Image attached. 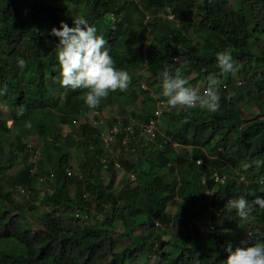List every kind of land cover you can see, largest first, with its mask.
Wrapping results in <instances>:
<instances>
[{
  "label": "trees",
  "instance_id": "1",
  "mask_svg": "<svg viewBox=\"0 0 264 264\" xmlns=\"http://www.w3.org/2000/svg\"><path fill=\"white\" fill-rule=\"evenodd\" d=\"M228 3L0 0V87L7 86L3 96L13 106L11 116L0 112V239L14 237L25 245L21 252L0 251V264H224L229 248L243 246L257 230L264 233V208L241 219L225 207L239 196L250 204L264 197V167L254 164L264 160V0ZM74 17L96 27L108 40L116 67L132 76L126 91H110L98 108L84 103L85 91L59 83V38L51 30L61 21L73 26ZM130 39L141 44L150 39L144 57L129 48ZM225 49L234 61L229 73H221L216 63V53ZM18 57L27 61L24 69ZM180 64L187 65L192 87H207L211 74L219 77L220 110L193 109L185 123V112L170 108L162 115L167 125L161 120L154 141L130 136L124 144L119 138L113 151L105 152L104 127L94 125L91 112L108 109L111 98L136 104L143 91L142 114L113 115L109 122L147 121L155 95L164 98L161 71ZM143 70L151 77L148 84H140ZM229 92L232 99L226 98ZM249 100L259 112L245 110ZM21 105L25 112L18 116ZM27 121L42 136L36 146L43 156L35 162L24 141ZM14 152H24L23 168L10 175ZM116 161L130 179L117 188L122 170ZM212 170L226 181L215 182ZM41 175L45 182L39 181ZM39 183H48L45 190ZM126 238L131 244L119 253Z\"/></svg>",
  "mask_w": 264,
  "mask_h": 264
},
{
  "label": "clouds",
  "instance_id": "2",
  "mask_svg": "<svg viewBox=\"0 0 264 264\" xmlns=\"http://www.w3.org/2000/svg\"><path fill=\"white\" fill-rule=\"evenodd\" d=\"M51 34L59 38L56 53L60 65V85L74 91H85L83 99L89 108H98L110 91L127 90L132 81L131 74L116 67V61L110 55L108 40L97 34L96 27L90 25L84 17H74L73 26L61 21L60 27H53ZM216 63L221 73L233 71L231 50L217 52ZM17 65L24 69L27 61L18 57ZM186 67L185 64H180L174 69L166 67L160 73L162 95L169 107L180 108L185 112V123L190 120L193 109L217 113L221 108L222 99L219 91L221 81L217 75H209L207 87L201 91L190 86L185 75ZM6 92V85L0 87V95ZM233 96L234 93L229 92L226 98L232 99ZM24 112L25 108L19 106L17 115L22 116ZM31 126V121L25 123V127ZM254 164L257 168L264 167V160L258 159ZM24 194L21 192V195ZM225 207L229 211L234 210L241 219H247L256 207L264 208V197L257 196L250 204L245 196H239L228 200ZM254 236L255 238L248 236L242 241L243 246H237L234 250L229 248L224 264H264V233L257 230Z\"/></svg>",
  "mask_w": 264,
  "mask_h": 264
},
{
  "label": "rangeland",
  "instance_id": "3",
  "mask_svg": "<svg viewBox=\"0 0 264 264\" xmlns=\"http://www.w3.org/2000/svg\"><path fill=\"white\" fill-rule=\"evenodd\" d=\"M228 1H229L228 4L230 5V4H233L236 0H228ZM59 4H61V3H59ZM149 44H150V39L148 41H146L145 44H141L140 42H138L136 40H132V39H130L128 42L129 48L132 49L138 55H141L142 57L145 56L146 48L148 47ZM142 73L145 75V78H144V80L140 81V84H143V83L148 84V82L151 81L150 75L148 74V72L146 70H143ZM52 83H53L52 88L58 90L60 87L59 84L54 85V81H52ZM205 87L206 86L203 83H201L197 88L200 89L201 91H203L205 89ZM141 89H144V88L141 86ZM139 93H140V99L137 101L136 104H129V102H127V101L114 103L113 102L114 99H112V98H111L112 100L107 99V101H106V106H108L107 112L111 116V118L113 115L114 116L115 115L116 116H125V115L128 116V115H131V113L133 111L137 112L138 114H142V112H143L142 100L145 98L144 97L145 94L143 93V91H139ZM151 93H152V91H151ZM130 103H133V101ZM244 105L246 106V108L244 106H243V108H245V110L248 109L253 114L260 111L259 105L254 103V101H252V100L247 101ZM12 109H13V106L12 105L10 106L9 99H7L3 95H0V112H1V114H3L4 116H7V117L11 116V110ZM144 112H146V110H144ZM161 120H162L163 127L166 126L168 121H166L162 118H161ZM12 123H13V120H10L9 124L11 125ZM23 123H24L23 121H20L17 123V126H19V125L21 126ZM68 128L65 127V130H67ZM73 129H76V126H74ZM68 130H70V128ZM40 135L41 134L37 131V129L30 127V129L28 130V135L24 138V141L28 142V143L29 142H35L36 143L38 140H42V136H40ZM65 147L67 149H69L72 154L76 153L75 147L73 144L72 145L66 144ZM23 156H24V152H16L14 154V157L12 159L14 162V167L10 170V172H9L10 175H14L15 173H17L19 170H21L23 168V163H22V159H21V157L23 158ZM75 166H77V165L75 164ZM75 170H77V168H75ZM108 177H110V176H108ZM108 177H106L105 180H108L109 179ZM128 180H130L128 177V173L125 170L119 171L117 174V180L115 182L116 188L122 186ZM133 182L135 183L136 181L134 180ZM47 184L43 185V183H39L40 189L45 190ZM172 210L175 211L176 207H172ZM136 234H138V232ZM245 236H246V234L244 235V237ZM130 244H131V239H129V238H126L124 240H120V243L118 246V252L123 253V249L125 248V246L130 245ZM23 249H25V245L14 237L0 239V251L13 250L15 252H21V251H23ZM148 261L149 262L153 261V257H150L148 259Z\"/></svg>",
  "mask_w": 264,
  "mask_h": 264
},
{
  "label": "built area",
  "instance_id": "4",
  "mask_svg": "<svg viewBox=\"0 0 264 264\" xmlns=\"http://www.w3.org/2000/svg\"><path fill=\"white\" fill-rule=\"evenodd\" d=\"M169 18L173 19L174 15L169 14ZM175 61L179 62V58H176ZM143 87L145 88L146 86L143 85ZM155 97L157 100L155 109L153 110L150 118L147 121H140L136 118H132L128 122H123L121 120L117 122H109L111 116L108 114L106 109H94L91 112V120L93 121L94 125L104 127L102 131V145L105 152H112L119 138L124 144H127L130 136H141L150 141H154L158 137L162 115L171 107L167 105L164 98L160 97L159 95H155ZM27 146L30 151L34 152L33 162L37 161L43 156V150L41 146H36V143L34 142H29ZM190 160L195 161L198 165L204 163V158L201 157L195 158L194 156H191ZM102 163L104 169H107V154L103 157ZM115 167L118 170L123 169L122 163L118 161L115 162ZM135 177V174H131L132 179H135ZM211 177L217 183H224L226 181V176L220 174V172L217 170L211 171ZM45 179L46 177L43 175L39 177V180L41 182L45 181ZM240 179L244 180V176H241ZM22 192L24 193V190H22Z\"/></svg>",
  "mask_w": 264,
  "mask_h": 264
}]
</instances>
